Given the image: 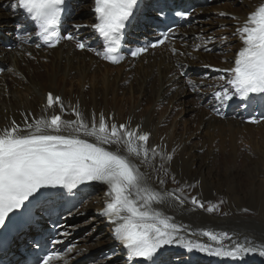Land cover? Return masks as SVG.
<instances>
[{
    "label": "bare ground",
    "instance_id": "6f19581e",
    "mask_svg": "<svg viewBox=\"0 0 264 264\" xmlns=\"http://www.w3.org/2000/svg\"><path fill=\"white\" fill-rule=\"evenodd\" d=\"M236 1L235 10L226 0H211L207 6H198L192 12L196 17L191 26L179 28L174 41L149 52L145 58L125 62L113 70L96 56L95 37L90 27L96 22L92 13L94 0H75V13L68 16L65 24L68 31L79 30L75 38L86 45L84 50L78 52L74 45L64 44L52 50H38L28 39L15 42L12 50L0 46V68L5 69L0 75V129L10 127L13 121L23 127L25 120L31 123L42 116L49 118L56 112L55 107L51 110L44 107L49 92L60 97L64 120H75L70 113L74 105L89 125L93 119L98 125V113H101L108 125L124 124L128 130L147 132V158L141 155L130 159L152 188L173 193L178 198L170 205L153 207L181 226L180 235L185 242L220 247L203 235L208 231L218 237L228 234L231 240H221L228 250L234 242L245 239L264 246V157L259 153L239 166L232 155L222 159L223 149L235 147V135L248 136L254 129L256 134L264 135V122L256 127L243 123L245 104L239 98L222 103L215 96L217 92L231 91L226 80L219 79L221 75L227 78V72L217 70H227L235 64L237 53L243 47L237 29L264 5V0ZM145 10L139 13L131 28L130 42L150 37L149 26L157 19L156 14L147 16ZM20 20L18 0H0V34L9 36L12 24L20 25ZM219 33L222 41L218 43ZM219 49L222 52L219 59L208 62L214 55L210 53ZM233 102L237 106L228 111ZM178 109L188 121L182 131L177 132L180 122L163 128L168 113ZM159 111L162 113L158 114ZM191 119L199 126L193 128ZM216 132L228 137V143L224 140L214 143ZM86 139L95 142L91 137ZM103 146L110 150L116 148ZM123 148L121 145V154L127 155ZM107 192L103 185H92L81 196L84 203L61 216L57 241L63 244V258L54 259L51 264H135L113 237L116 224L101 215L112 200ZM193 197L203 207L194 205ZM209 207L213 208L212 212L207 211ZM88 216L94 227L90 234L81 235L74 227L75 222ZM102 251L110 255V260L101 256ZM161 251L171 254L163 257L170 264L194 263L192 251L182 246H165ZM196 259L198 264H264L259 248L241 253L236 259L203 252Z\"/></svg>",
    "mask_w": 264,
    "mask_h": 264
},
{
    "label": "snow or ice",
    "instance_id": "6c2138e0",
    "mask_svg": "<svg viewBox=\"0 0 264 264\" xmlns=\"http://www.w3.org/2000/svg\"><path fill=\"white\" fill-rule=\"evenodd\" d=\"M65 3L66 0H18V7L38 22L39 34L49 41L48 46L54 47L50 37L56 36L55 29ZM92 11L96 22L90 27L104 40L116 45L122 30L133 23L141 11L140 0H94ZM237 32L243 47L237 53L234 66L217 70L227 72V78L221 75L219 79L226 80L231 89L230 92L225 90L215 94L222 103L233 97L240 100L264 97V5L250 14ZM164 35L167 38V34ZM63 38L74 39L71 35ZM56 42H59V38ZM159 43L163 44L164 40ZM77 47L84 50L86 45L77 42ZM151 47H157V44ZM88 50L91 51L90 48ZM146 50L140 48L132 55ZM115 52V47H106L104 53L98 55L118 63V58L112 55ZM54 103L60 106V115L53 114L50 118L42 116L31 123L25 120L23 127L13 121L10 127L0 129V229L5 228L12 214L18 212L40 189L57 186L73 189L85 182H99L107 186L106 195L112 198L101 215L116 224L113 237L127 250L129 258H140L149 264H170V261L163 259L164 252L159 250L173 245L182 246L188 251L195 249L210 256L233 259L258 248L264 255V246L247 239L234 242L232 249L228 250L221 243L222 239L231 240L226 233L218 237L211 232H203L220 247L185 242L180 235L181 226L173 222L172 217L153 207L170 205L178 198L173 193L152 188L130 159L131 156L139 158L141 155L147 158V134L128 130L123 124L108 125L103 114L99 117L98 125L95 119L89 125L76 108L73 109L76 119L64 120V106L60 97L53 98L49 94L47 108H52ZM88 137L95 142H89ZM103 145H115L116 148L110 150ZM121 145L127 155L121 154ZM152 152L155 153V149ZM160 183L163 184V180ZM192 203L203 207L195 197ZM207 211L212 212L213 208L209 207ZM53 257L61 259L59 253H52L44 256L40 264H50Z\"/></svg>",
    "mask_w": 264,
    "mask_h": 264
},
{
    "label": "rangeland",
    "instance_id": "374dc122",
    "mask_svg": "<svg viewBox=\"0 0 264 264\" xmlns=\"http://www.w3.org/2000/svg\"><path fill=\"white\" fill-rule=\"evenodd\" d=\"M226 1L229 2V3H231L230 5L233 7L234 10L238 7L235 4L237 2L236 0H226ZM221 35L222 34L219 33L218 34L219 37L216 38V40L218 41V43L222 41V38L220 37ZM210 54H214V55H211L212 56V59H210V61L208 60V62L213 63V61H216V60L219 59V57L221 56L222 52H221V49H219V50H217L216 53L215 52L214 53L211 52ZM116 69H118V68L117 67L113 68V70H116ZM56 72L59 73V70L56 69ZM178 110L176 112H174V113L168 114L169 117L166 120L167 123L163 126V128H165V129L171 128L174 122H180L178 124V126H177L179 128V129H177V132H181L182 131L183 125L184 124H187L186 122H188V121L186 120V117H183L182 118V116H181L182 114L180 113V110L179 111ZM160 113H162V111H159L158 114H160ZM200 113H201V111H200ZM191 120H192V123H190V125H192L193 128L199 126V123H197L196 121H193V119H191ZM256 131H257V129H254L253 130V134H249L248 136L246 134H244V133L237 134V136L235 135L234 141H233V143H235V147L233 149H236L238 151H236V150L234 151L233 149L230 150L231 148L230 147L228 148V146H227L226 150L225 149L222 150V159L223 158H227V156H229V155H232V156H234V157L237 158V163H238V166H239V164L241 165V162L242 163L243 162H246L250 158H253V157L256 158L257 157V154H259V153L264 157V135L260 134L261 135L260 136L259 134H256L257 133ZM237 138H239V139H237ZM244 138H245V140H244ZM259 139H261V140H259ZM222 140L226 141L225 143H228V137L226 138V137L222 136V133L219 135L218 132H216L215 135H214V139H213L214 143H219L220 141L222 142ZM246 140L249 141V142H246ZM254 140L257 141V142H255ZM235 141H237V142H235ZM225 151H226V153H224ZM233 151H234V153H233ZM245 212H246V208H243V213H245ZM86 218L87 219H85V220L84 219H77V221L75 220L76 221L75 222L76 224H75L74 227H76V230L79 231L81 235L83 233H86V232L88 234H90V232L92 230V227H94V222H92L90 220L89 216L86 217ZM84 221H85V223L83 224Z\"/></svg>",
    "mask_w": 264,
    "mask_h": 264
}]
</instances>
